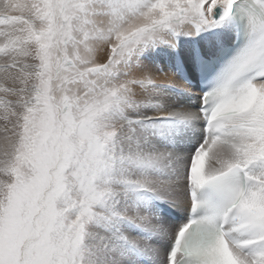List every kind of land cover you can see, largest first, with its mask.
I'll return each mask as SVG.
<instances>
[{
  "label": "snow or ice",
  "instance_id": "obj_1",
  "mask_svg": "<svg viewBox=\"0 0 264 264\" xmlns=\"http://www.w3.org/2000/svg\"><path fill=\"white\" fill-rule=\"evenodd\" d=\"M0 264H264V0H0Z\"/></svg>",
  "mask_w": 264,
  "mask_h": 264
}]
</instances>
